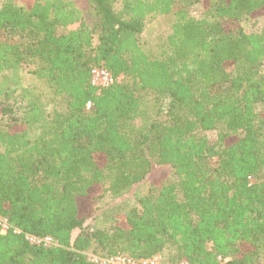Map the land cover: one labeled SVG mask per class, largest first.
<instances>
[{
    "label": "trees",
    "instance_id": "trees-1",
    "mask_svg": "<svg viewBox=\"0 0 264 264\" xmlns=\"http://www.w3.org/2000/svg\"><path fill=\"white\" fill-rule=\"evenodd\" d=\"M84 1L0 0V264H264V0Z\"/></svg>",
    "mask_w": 264,
    "mask_h": 264
},
{
    "label": "built area",
    "instance_id": "built-area-1",
    "mask_svg": "<svg viewBox=\"0 0 264 264\" xmlns=\"http://www.w3.org/2000/svg\"><path fill=\"white\" fill-rule=\"evenodd\" d=\"M115 78L111 71H109L105 67L101 66H95L91 70V83L98 89V91H101L102 89L110 86L114 82ZM92 103L89 101L87 103V109L91 107ZM0 228L1 233L5 234L11 229V225L7 218L0 215ZM14 232L21 233L22 231L14 228ZM26 239L30 241L33 244L38 245H44L49 246L54 244V239L51 236H36L33 234L26 233L25 234ZM89 260L99 263V264H167L164 262L163 257L161 255H154L151 257H145V258H135L129 255L124 254H115L110 256H99L95 254H89L88 255ZM221 263L220 264H226L227 258L222 259L219 257ZM177 264H192L188 260H181Z\"/></svg>",
    "mask_w": 264,
    "mask_h": 264
},
{
    "label": "rangeland",
    "instance_id": "rangeland-1",
    "mask_svg": "<svg viewBox=\"0 0 264 264\" xmlns=\"http://www.w3.org/2000/svg\"><path fill=\"white\" fill-rule=\"evenodd\" d=\"M24 2L29 0H22ZM78 6L81 9L85 8V1L84 0H77ZM194 8V12L199 13L202 10V7L200 5H196ZM264 12H261L258 14V16H262ZM91 17H87V22H91ZM172 22V18L170 16H162L155 18L153 20H150L147 23L146 30L143 34L144 37L153 40L157 35L159 34H167L170 30V24ZM263 25V18H258L257 24L255 26V29L259 30L261 29ZM25 78L29 79L30 73H27V70L24 71ZM208 137L211 143L215 142L217 139V132L216 131H208ZM176 178V175L174 171L169 168L168 166H155L148 176L147 180L140 184L135 190L142 192L144 191L148 186L149 183H155V184H162L171 182ZM92 220H88L87 224H90ZM77 233V232H76Z\"/></svg>",
    "mask_w": 264,
    "mask_h": 264
}]
</instances>
